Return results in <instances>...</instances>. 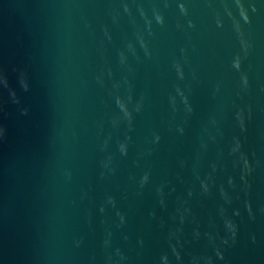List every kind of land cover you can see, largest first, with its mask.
<instances>
[{
  "label": "water",
  "instance_id": "water-1",
  "mask_svg": "<svg viewBox=\"0 0 264 264\" xmlns=\"http://www.w3.org/2000/svg\"><path fill=\"white\" fill-rule=\"evenodd\" d=\"M0 264H264V0H0Z\"/></svg>",
  "mask_w": 264,
  "mask_h": 264
}]
</instances>
